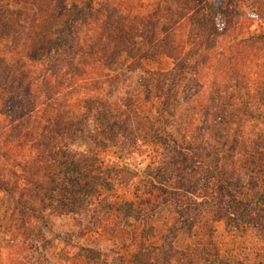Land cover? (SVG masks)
I'll return each instance as SVG.
<instances>
[{"label":"rangeland","instance_id":"obj_1","mask_svg":"<svg viewBox=\"0 0 264 264\" xmlns=\"http://www.w3.org/2000/svg\"><path fill=\"white\" fill-rule=\"evenodd\" d=\"M208 1L122 0L105 17L106 0H0V56L19 25L31 43L51 36L46 21L21 18L24 5L64 13L57 27L73 40L49 60L0 66L8 90L49 69L68 86L53 102L42 78L12 87L33 133L0 139V264H264V86L253 87L263 53L241 41L264 48V0H215L225 5L206 30L227 26L217 44L240 41L238 62L224 66L198 54L201 17L177 36L167 26V7ZM79 5L90 15L71 21ZM185 43L196 51L180 61ZM33 99L43 106L29 121Z\"/></svg>","mask_w":264,"mask_h":264},{"label":"trees","instance_id":"obj_2","mask_svg":"<svg viewBox=\"0 0 264 264\" xmlns=\"http://www.w3.org/2000/svg\"><path fill=\"white\" fill-rule=\"evenodd\" d=\"M161 1L165 2L167 0H161ZM121 2L122 0H106V3L102 5L104 7L102 9V12L104 13L103 15L106 14L105 17H107V14L108 16L112 14V12H110L109 9L106 8L109 6L111 7L117 6L118 7L117 10L115 9L114 11L116 12V14H118L119 13L118 11H120L121 5H118L117 3H121ZM36 4L37 3H34L32 7H34ZM224 5L225 3L222 1L217 3L215 0H210L207 2V5L205 8L203 9L197 8L193 11L176 10V9L173 10L172 9L173 7H167V9H169L168 11H172V17H170L172 23L169 25L167 24V26H170L168 30L170 29V31L176 34L177 36L179 32H181L182 29L186 28L188 25L189 27H194V28L195 26H198L197 24L199 23L197 20H198V17H201L202 18L201 22H203L204 25L202 28L200 27L201 31L197 33V38L202 39L203 42H201L202 47L199 50L200 52H198V54L201 55V52H204L203 55L201 56L207 59H211L209 58V55H214L212 61L217 62L218 66H224V64L226 65V63H232L234 61L238 62L239 60L238 50L240 46V41L238 39L234 38L232 42H229V43L223 42L219 44H217V41H216L218 37H220V35L225 36V31H227L228 29L227 26H224V28H222L221 30L219 29L218 32L214 34H211L213 32L212 30H210L209 32L206 30L207 25L211 23L212 17H215L217 11H222L221 8ZM55 9L57 8L54 7V10ZM24 10L25 11H21V18L31 16L34 18L35 22L42 21V20L46 21L50 26L49 29L51 32V36L47 37L46 35H44L40 37V39H38L39 40L38 43L34 44L33 42L32 43L30 42L31 40H29V38L31 36L34 38V36L36 37V35L34 34L32 35L31 33H28V27L19 25L17 28H13L12 34L10 32L8 33L6 32V34H4V37H6L9 40V42L13 44V50L11 53H9L10 56L8 57L6 56L7 53H4L5 55L3 54L2 56H0V66H3L4 70H6L7 66L12 67L15 64L21 66L23 62H34L35 61L36 63H39L41 58L49 60L52 55H54L55 53H58L60 49L64 48L65 45H69L71 41H73L71 38V32H69L70 31L69 29L65 28L64 30H61L57 27L59 20L63 19L62 15L64 13H55V14L53 13L51 18L47 16L46 18H42L43 17L42 12L39 10H36V8H28L27 5H24ZM73 11L74 12L70 18L71 21L76 20V19H81L82 17L86 15H90V13L88 14L87 11L82 10L81 5L74 7ZM161 14H162L161 11H159L158 13L151 15L150 18H148V20L151 19L152 21V22L148 21V23L150 24L149 26L155 28V25L157 24L158 19L160 18ZM95 17L94 15L91 14V18H95ZM258 17H259L258 13L255 10H252V12H250L249 14V18L251 21H254L255 19L258 20ZM71 21L69 22L66 21L65 22L66 26L70 27ZM192 21H194L195 25H192L193 24ZM2 27L4 30L6 29L4 25H2ZM35 29H36V26H33L31 31L33 32ZM143 29H147V28L145 27L140 28L139 31ZM186 29L184 30V35L186 33ZM234 29H235L234 30L235 32L240 31V28L235 27ZM22 35L27 36V40L24 41V43H21L17 47L15 39ZM247 36L248 37L246 38L248 39L241 40L244 46L246 45V52L253 58L256 54L263 53L262 58H256L253 60V62L256 61L257 69L260 71L259 73L261 74L260 78L258 80L256 79L255 80L256 82L253 85V87L258 88L259 86H264V48L256 46V44L254 43L256 40H253L252 42V38L249 35ZM48 45H51V48L46 50V47ZM229 49H234V53L230 52ZM44 50H45V56L43 55V52H42ZM178 50H179L178 53H180V55L177 56V59H179L180 61L187 58L188 56H190L196 51L193 49L192 44H187V43H185V47L182 46ZM2 53L3 52H1V54ZM181 53H183L182 56H181ZM237 56H238V60H237ZM259 59L261 61H259ZM56 63L57 61L55 62L54 66L61 68V65L59 66ZM199 64L200 62H198V65ZM65 68L67 72L68 68L67 67ZM220 70H222V68ZM48 71H51L50 75H45L43 77L34 76L33 77L34 79L32 81L24 80L25 84H21V82L13 83L14 81L12 80V82L9 83L11 84V87L9 88V90L6 88L8 86L7 83L9 82V80L6 83V79L10 78V76H6L3 86H0V139L4 138L5 139L4 143L11 144L12 141L16 140L18 137L22 138L21 133L23 131L26 132V137H30L31 134L33 133L32 128L29 127L30 124H27V121L26 122L23 121L24 117H21L24 114L25 104L27 102L25 103V99L23 98V95H18V94L16 95L13 88L21 87L26 90H29V88H31L32 85L33 86L35 85L34 83H36V81L39 78L40 79L42 78V82L45 81V85L47 87L53 86L52 88H54V90L49 92V94L44 93L48 97L47 102H53L55 100V97H58L60 96V94H63L65 89L68 88V86L65 87L64 83L62 85L65 88L63 87V89H61L57 87V85H55V82L52 81V79H54L53 75L56 72L53 73L52 69H49ZM63 71L65 72V70ZM67 75H69L68 72H67ZM72 75L74 77H79V75L75 73ZM25 76L26 77L24 79H28V77H30L29 73H26ZM2 78L4 77L2 76ZM27 98H28V101L30 102L32 101L30 97H27ZM38 98L40 99L41 97L39 96ZM33 101L37 103L38 105L33 104L34 108L27 109V114L25 116H27V119L29 121L32 120L33 113H35L37 110L39 111L41 109L40 107L43 106V103H41L42 101L37 100V99L36 100L33 99ZM52 112L49 113V117L52 115ZM54 118L56 121L61 122V118L58 117L57 115ZM12 138L14 140H11ZM23 139L24 138H22L21 140ZM55 148L56 147H54L53 149Z\"/></svg>","mask_w":264,"mask_h":264}]
</instances>
